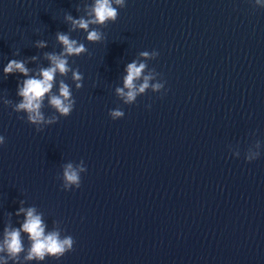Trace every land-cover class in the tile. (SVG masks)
I'll use <instances>...</instances> for the list:
<instances>
[{
  "label": "clouds",
  "instance_id": "9594fccd",
  "mask_svg": "<svg viewBox=\"0 0 264 264\" xmlns=\"http://www.w3.org/2000/svg\"><path fill=\"white\" fill-rule=\"evenodd\" d=\"M255 5L264 7L260 4V0H254ZM126 6V0H92L91 3H85L83 8L78 5L76 11L83 10L84 15L74 18L71 14L64 16V21L70 23L69 33L57 32L56 41L62 46L61 51L45 52L44 58L49 61L48 67H40L36 75H29V68L25 66V61L12 59L9 60L3 68L4 76L19 73L26 77L22 85H18L17 96L21 99L13 104V101L4 99L5 106H11L16 113L26 114V120L29 124L35 126L36 131H43L44 127L55 124L61 117L71 115L75 99L69 84L64 79L57 80V76L68 77L71 73V80L77 90L83 87V74L78 68L74 69L69 63L72 57H80L88 53V48L83 42L73 39L70 33L82 30L86 33V40L89 43H102L105 40V34L102 28L118 19V9ZM47 42L39 40L36 47L45 48ZM159 53L155 50L142 51L140 56L145 58L144 62L132 61L126 66L127 75L123 78V87L115 89L116 95L126 105H132L137 98L145 94L151 89L153 93L166 91L165 83L162 79H157L155 83H150L159 77L160 74L155 69L149 70L147 75H142L148 67L146 61L148 59H156ZM32 61L37 57H31ZM142 78V82L137 83ZM58 84L56 91L54 87ZM127 89V91H125ZM45 98H47L48 106L53 110V114L45 116L42 109L44 108ZM150 107V105H148ZM109 116L112 120H118L124 117V112L117 108L109 110ZM23 119L24 117H20ZM6 142L5 137L0 135V145ZM259 141L257 144L259 145ZM239 153H237V156ZM260 156V152L251 155H245V160L251 162ZM87 171L84 161L81 160L77 167H73L72 163L63 166L62 188L67 191L71 189H79L81 186V174ZM23 203V201H21ZM25 213V220L19 228L6 226L4 229V238L0 242V253H7V256L0 255V264H24L27 261H44L46 257L59 260L67 252L74 248L75 241L72 236L60 234L58 229L45 233V225L41 215L36 214L34 207L27 209L21 207L16 215ZM27 234L29 246L25 249L21 238V233ZM23 255L21 259V254Z\"/></svg>",
  "mask_w": 264,
  "mask_h": 264
}]
</instances>
